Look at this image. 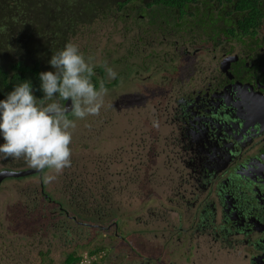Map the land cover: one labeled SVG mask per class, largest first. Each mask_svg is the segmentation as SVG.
I'll return each mask as SVG.
<instances>
[{
    "label": "flooded vegetation",
    "instance_id": "flooded-vegetation-1",
    "mask_svg": "<svg viewBox=\"0 0 264 264\" xmlns=\"http://www.w3.org/2000/svg\"><path fill=\"white\" fill-rule=\"evenodd\" d=\"M213 1L201 10L202 22L195 15L191 21L185 16L182 36L173 35L177 28L155 17L145 19L143 13L133 21H120L113 37L118 40L121 33L122 41L110 44L115 50L128 48L126 72L132 67L134 77L141 79L136 77V87L151 90L145 100L153 106L152 118L168 127L162 141L160 136L155 138L156 145L143 142V150L150 153L142 155L144 175L154 161L157 165L148 176L154 187L146 200L137 195L141 203L126 204L125 215L116 213L121 204L118 208L117 201L110 202L111 217L104 206L93 203L49 205L47 195L38 191L46 172L29 168L23 159L1 158L6 165L0 173L15 176L3 177L0 190L12 180L19 181L15 186L19 202L11 206L10 218L21 216L38 224L34 214L39 213L54 253L63 249L68 253L67 246L90 242L99 232L107 233L104 228L116 226L114 243L102 248L105 254L94 262L107 264L118 247L127 249L121 242L138 239V230H130L133 222L157 223L169 235L152 238L156 254L145 263L178 264L176 248L183 247L186 264H202L210 250L224 251L240 260L237 264H264V0L258 3L261 18L257 21H247L237 4ZM163 61L169 65L167 84L159 83ZM67 101L61 102L66 108L72 104ZM103 174L109 182L114 176L110 171ZM31 175L38 176L32 178L36 188L31 186ZM61 183L56 190L62 200ZM170 189L171 194H166ZM99 235L104 243L109 239Z\"/></svg>",
    "mask_w": 264,
    "mask_h": 264
},
{
    "label": "rangeland",
    "instance_id": "rangeland-1",
    "mask_svg": "<svg viewBox=\"0 0 264 264\" xmlns=\"http://www.w3.org/2000/svg\"><path fill=\"white\" fill-rule=\"evenodd\" d=\"M26 1L33 5V0ZM20 2L21 0H0V58L5 55V57L14 55L21 51L28 53V55L30 53L32 37H29V34L17 33L15 31L16 25L38 26L40 23L42 25L46 24L44 19H42V13H40L38 21L31 20L20 6ZM38 3L39 5L41 4L39 1ZM117 36V43H120L122 41L121 33ZM72 37L73 43L78 45L86 56L83 35L78 31L72 34ZM35 41L37 42L38 40L34 39L33 43ZM103 46L106 45L104 44ZM110 47L113 48V46ZM98 48L97 60L88 61L94 67H99L105 58L102 51L105 47ZM127 50L128 48L125 51L114 49L110 59L120 58L117 61L118 64L107 66L120 74L124 72V75H122L123 79L129 78L127 73H125ZM162 66L163 75L160 77L159 83L165 82L167 84L169 65L163 61ZM152 68L153 65L148 66L144 74L148 75ZM123 79L116 81L115 78H109L105 71L103 78H98L99 86H97V89H99L100 84L103 83L107 89V94L104 97V106L101 108L100 114L79 119L76 127L70 129V131L72 132L71 144H74V142L79 143L71 146V161L72 159L74 161V171L80 172L86 168L91 171L107 170L113 172L114 176H111L109 182L110 194L112 198L116 199L117 207L119 208L120 204L122 207V210L116 211V213L125 215L128 213V211L124 210L127 207L126 204L132 205V203H136V206L139 205L141 200H138L137 195L141 199L146 200L147 196L152 195L150 189L154 187L148 176L157 170V165L154 161L152 167L146 169V175H144V159L142 155L146 153L150 156V153L148 149L143 150V142L149 141L151 145H156L155 138L160 136L162 141L161 137L164 133H167L168 127L156 124V120L152 118L151 110H153V106L149 101L145 100L146 94L150 93L151 90L146 89L139 92V88H137L135 92L125 93L123 90H125L127 85L131 84L132 77L126 81ZM67 109L70 110V107ZM100 126L103 130L98 129ZM2 139V136H0V143H3ZM98 139H101V141L95 143V140ZM159 144H162V142ZM4 163L5 160L0 158V170L3 165H6ZM6 176L15 175L8 174ZM60 177L64 178V174ZM30 179L31 186H33L36 180ZM10 182L4 189L0 190V264H65L64 259L66 257L67 260L68 253L82 255L83 260L79 264H94V262H100L101 256L105 254L101 249H106L108 244L114 243V233L112 232L116 231V226H108L104 228L107 233L99 232L95 239L90 242H79L75 248H72L71 245L67 246L71 248L68 253L64 249L54 253L49 246L50 242H48L51 237L44 225L45 221L43 219L40 220L39 213L34 214V217L39 218L38 224L21 216H12L13 218H10L11 206L19 202V197L15 194V186L19 181L15 179ZM168 193L169 195L171 194V189L170 192H166V194ZM132 224L130 230H138V239L134 237L135 242L131 239V244L121 242L122 246H127V249L118 247V251L113 254L111 259L109 258L107 264H156L152 260L145 263L150 255L154 257L156 254L157 246L151 240L156 234L169 235V232L161 225L158 227L157 223L141 225L133 222ZM140 230L141 233L139 234ZM42 233H46L47 236L43 238ZM99 234L108 235L109 239L104 243L103 237ZM54 245L56 244L54 243ZM134 246L139 249L133 248ZM183 249V247L176 248L177 252L180 251L177 257L174 256L178 264L187 263H185L182 253ZM90 250L96 252L90 254ZM164 250L165 248H163ZM140 253L147 256L140 255ZM230 255L235 256L233 254ZM202 259V264H237L240 261L229 258L224 251L221 254L218 251L211 250Z\"/></svg>",
    "mask_w": 264,
    "mask_h": 264
},
{
    "label": "trees",
    "instance_id": "trees-1",
    "mask_svg": "<svg viewBox=\"0 0 264 264\" xmlns=\"http://www.w3.org/2000/svg\"><path fill=\"white\" fill-rule=\"evenodd\" d=\"M38 1L41 3L39 5ZM224 3L225 0H220ZM261 0H227L229 4H237L240 11L246 13L247 21L259 20L261 12L258 3ZM34 2V3H33ZM213 0H33L30 5L26 0H21L20 6L28 14L31 20L38 21L40 13L43 14L42 19L45 25L40 23L38 26L23 24L16 25L15 31L17 33L29 34L32 37L30 41L32 46L30 53L21 51L14 55L0 58V99L6 98L7 94L14 88L15 85L23 81H30L33 86V92L38 97V100L43 97V92L40 89L39 73L42 71H54L52 66L48 63L51 54L63 49L65 44L69 41L73 42L72 34L80 32L83 35L85 59L87 61H96L98 47H105L102 49L104 53V61L99 67H94V75L92 82L97 87L99 86L98 78H103L106 67L109 65H117L118 58L110 59L113 48L110 44L117 42L113 37L118 30L119 22L127 20L133 21V18L138 14H145V19L156 18L165 25L177 28L174 34L182 36L180 24L187 17L192 20L193 16L198 18L199 22L205 19V13L201 10L211 5ZM132 4L130 7L128 5ZM189 7V10L186 8ZM128 15V16H127ZM187 15V17H185ZM250 17V18H249ZM42 21V20H41ZM192 25V22H191ZM179 27V28H178ZM173 28V29H174ZM38 41L33 43V40ZM106 46H103V45ZM79 47V46H78ZM88 49V50H86ZM95 50V51H94ZM48 63V65H46ZM129 66V65H127ZM131 67V66H130ZM132 77L131 84L126 86V91L135 92L137 78L134 77L135 70L131 67L130 71L125 72ZM123 74L116 72V81L122 78ZM121 77V78H120ZM129 78L123 79L124 81ZM141 80V79H140ZM140 90L145 91L142 86H138ZM121 95V94H120ZM67 100H61L64 103ZM70 119L74 120L71 110L67 112ZM79 119L76 118V122ZM101 139L95 140V143L100 142ZM79 144L75 142V145ZM97 145V144H96ZM96 147V146H95ZM44 172L50 173L49 169ZM107 170L91 171L84 168L80 172L74 171V161L72 159L71 166L66 167L62 173L55 174L56 179L45 184L44 182L38 189L39 194L45 193L47 201L54 203L66 202L67 205L78 203L82 204L93 203L98 206H104L107 216L113 215V210L110 209V202H116V199L111 197L109 189V181L103 173ZM64 174V178L60 177ZM31 175L30 178H34ZM62 181L61 185L64 188V199L58 196L56 185ZM36 188L35 186H32ZM76 199V200H75ZM78 199V200H77ZM99 208V207H98ZM104 208L102 209V212ZM90 254L96 251L90 250ZM82 260V255H74L68 253L66 260L67 264H79Z\"/></svg>",
    "mask_w": 264,
    "mask_h": 264
},
{
    "label": "clouds",
    "instance_id": "clouds-1",
    "mask_svg": "<svg viewBox=\"0 0 264 264\" xmlns=\"http://www.w3.org/2000/svg\"><path fill=\"white\" fill-rule=\"evenodd\" d=\"M49 64L54 71L39 73L42 98L38 100L26 80L0 99V158L23 159L29 168L60 174L71 166L70 129L76 127L60 101L71 99V112L77 119L98 116L107 89L103 83L99 89L93 84L94 66L71 41L53 53ZM106 72L109 78L116 77L112 68L106 67ZM50 173L42 176L45 184L56 179Z\"/></svg>",
    "mask_w": 264,
    "mask_h": 264
},
{
    "label": "water",
    "instance_id": "water-1",
    "mask_svg": "<svg viewBox=\"0 0 264 264\" xmlns=\"http://www.w3.org/2000/svg\"><path fill=\"white\" fill-rule=\"evenodd\" d=\"M72 101H71V99H68V101H67V103L69 104V103H71ZM68 104H67V106H68ZM71 109V108H70ZM69 111V110H68ZM23 173V172H22ZM22 173H16V174H22ZM6 174H9V173H0V182H1V180L3 179V177H5L6 176Z\"/></svg>",
    "mask_w": 264,
    "mask_h": 264
}]
</instances>
